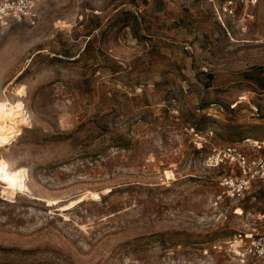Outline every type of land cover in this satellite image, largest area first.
<instances>
[{"label": "rangeland", "instance_id": "obj_1", "mask_svg": "<svg viewBox=\"0 0 264 264\" xmlns=\"http://www.w3.org/2000/svg\"><path fill=\"white\" fill-rule=\"evenodd\" d=\"M0 100V264H235L203 250L264 231V185L215 207L205 163L264 154V0H42Z\"/></svg>", "mask_w": 264, "mask_h": 264}, {"label": "built area", "instance_id": "obj_2", "mask_svg": "<svg viewBox=\"0 0 264 264\" xmlns=\"http://www.w3.org/2000/svg\"><path fill=\"white\" fill-rule=\"evenodd\" d=\"M42 0H0V25L31 21ZM264 143H256L262 150ZM208 168H226L219 191L212 198L215 207L225 202L243 200L257 183L264 185V154H249L237 145L214 148L205 159ZM264 219V215H263ZM204 253L224 256L235 264H252L264 259V231H241L226 240L212 242Z\"/></svg>", "mask_w": 264, "mask_h": 264}, {"label": "bare ground", "instance_id": "obj_3", "mask_svg": "<svg viewBox=\"0 0 264 264\" xmlns=\"http://www.w3.org/2000/svg\"><path fill=\"white\" fill-rule=\"evenodd\" d=\"M12 111L13 108L11 104L0 100V137L4 140L12 137L8 136L9 134H13L16 132L15 127L12 124ZM22 187L25 188L26 185L22 184Z\"/></svg>", "mask_w": 264, "mask_h": 264}]
</instances>
